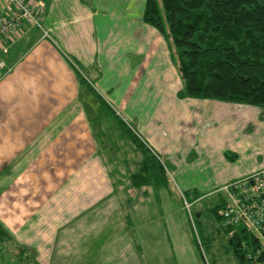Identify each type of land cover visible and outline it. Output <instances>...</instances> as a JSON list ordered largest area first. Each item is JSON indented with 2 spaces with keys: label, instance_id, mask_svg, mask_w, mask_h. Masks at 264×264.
I'll use <instances>...</instances> for the list:
<instances>
[{
  "label": "crops",
  "instance_id": "crops-1",
  "mask_svg": "<svg viewBox=\"0 0 264 264\" xmlns=\"http://www.w3.org/2000/svg\"><path fill=\"white\" fill-rule=\"evenodd\" d=\"M43 1L40 27L22 24L0 39V225L14 235L4 220L29 213V197L6 191L22 184L28 155H38L33 168L43 165L48 185L55 183L44 201L48 243H23L6 256L1 244L0 264H27L29 257L34 264H206L178 198L166 189H130L142 156L99 104L111 123L101 126L103 116L90 115L95 99L82 93L72 62L101 92L111 94L123 72L145 92L132 105L152 110L140 119L130 110L126 122L182 192L209 196L264 168L262 109L178 99L182 85L167 42L142 20L145 0H90V7ZM7 13L0 0V15ZM149 121L159 123L155 131L138 126Z\"/></svg>",
  "mask_w": 264,
  "mask_h": 264
},
{
  "label": "trees",
  "instance_id": "trees-1",
  "mask_svg": "<svg viewBox=\"0 0 264 264\" xmlns=\"http://www.w3.org/2000/svg\"><path fill=\"white\" fill-rule=\"evenodd\" d=\"M81 1L90 7V0ZM142 20L155 28L172 49L182 85L176 94L178 99L249 105L261 108L264 114V0H145ZM72 63L80 86L105 109L142 156L131 187L166 189L171 194L172 182L159 156L89 82L88 70L76 61ZM225 156L229 161L236 159L235 154ZM182 195L194 202L191 206L214 197L211 212L220 224L217 230L225 232L237 264H264L261 241L252 229L244 223L236 228L223 223L220 213L227 203L224 190L203 196L190 189ZM190 218L194 222L192 213ZM9 240V234L0 225V244ZM195 243H199L205 260L198 233Z\"/></svg>",
  "mask_w": 264,
  "mask_h": 264
},
{
  "label": "rangeland",
  "instance_id": "rangeland-1",
  "mask_svg": "<svg viewBox=\"0 0 264 264\" xmlns=\"http://www.w3.org/2000/svg\"><path fill=\"white\" fill-rule=\"evenodd\" d=\"M37 1L36 0L33 1V4L36 5ZM4 9L7 10L6 2H4ZM171 52H172V49L170 50V53ZM86 77L89 79V82H91L94 88L100 93V95L112 106V108L116 111V114L120 116L124 121L126 120L129 121L128 117H126L125 115H127L126 113L131 112L132 110H134L135 114L138 116L137 119L141 118L140 115L142 113H145L148 115V111L152 110L148 106L135 107L134 105H132L134 98L136 96L138 98L140 94L143 95L145 92L142 93V90H139V91L134 90L131 87V84H130L131 82L130 83L126 82V80L129 79L128 78L129 76H127V73L125 72H123L120 75H115L114 77L115 80L110 83L113 88L112 89L113 91L111 94H108L107 92L105 93L101 92L97 88L96 83L92 80V75L87 73ZM81 91L82 93L86 94L87 98H92V100H94L93 97L89 94V92L85 88H81ZM94 102L96 105H94L93 108H91L90 105H88L87 110L89 111L90 115L95 116L98 113H100V115L103 116L101 117L102 118L101 123H100L101 126H104L108 123L110 124L111 120L109 116L106 114V112L102 108H100L97 105L98 103L95 100ZM77 105H79V102L77 103ZM157 113L158 112L156 111L153 113V115ZM71 115H78V112H76V109L71 111ZM107 116L109 119H105L107 118ZM137 123L138 122H136V124ZM158 124L159 123L149 121V122L138 123V126L141 127L142 130L148 129V130L155 131L156 128H158L157 127ZM71 126L72 125H70V128H73ZM28 157L29 159L27 160V164L29 165V167L26 172L22 171L21 176H20V179H22V184L15 182V185L8 186L7 185L8 182L6 179H5L6 183H3L4 185H7L9 187L8 188L9 191H6V194H8V196L12 195L16 199H19L20 197L24 195H26V197H29L27 199L26 206H27V209L28 208L30 209L29 213L23 214L22 217L20 218L15 217L14 219L10 218V219L4 220V222H6L8 227L10 226L9 228H12L11 225L15 227V229H13L14 235H12L11 233L9 234L10 240L2 243L3 245L7 246V248L5 246L4 248H2L3 250H5L4 251L5 256L9 254V252L12 251L13 249H17L16 246H21L23 243L27 245H31V244H35V242H40L41 240L43 243L48 241V232H49L48 231V221H47L48 220V202L46 203L44 201L45 200L48 201V193L52 190V187H54L55 183H54V180H52L53 185L52 186L48 185V172L47 171L44 172V168L38 169V167H41L43 165H38L37 167L33 168V166L36 165V163L33 162V159L37 158L38 155L34 156L31 154V155H28ZM41 157H44V156H41ZM43 163H46V162H43ZM136 170H137V167H136ZM171 186L173 187V188H170V192L172 194L171 196H174L172 198L173 199L178 198L182 206L184 207L185 211L187 212L186 218H187L190 230L194 232V235L196 238H197V233L200 235V238L203 244L202 245L203 253H204L205 260H206V261L204 260L205 263L207 262L208 264H237L227 244V237L225 235V232L223 230H217L220 224L215 219L213 213L211 212V208L213 207L215 203V198L214 197L208 198L201 202H196L193 206H191V204L194 202L192 201L189 202L187 199H185V197L182 195L183 192L181 191V189L175 186L173 182L171 183ZM0 189H2L1 186H0ZM130 189L132 191L139 190V189H133L132 187H130ZM23 203L24 202L22 201V204ZM186 204L190 205L189 209L185 208ZM35 210H37V212ZM40 210H42V212H40ZM190 213H192L193 215L194 222L192 218H190ZM45 223L47 227H44V228L42 227L40 229V226L44 225ZM30 230H35L34 232L35 235L32 234L33 231H30ZM196 244L199 245V243H196ZM16 252L19 253L18 251ZM8 257H12V256H8ZM7 260L8 258L5 259L6 264L8 263L13 264L12 261L8 262ZM28 262L29 263L27 264H34L35 261L29 257ZM21 264H26V262L23 261L21 262Z\"/></svg>",
  "mask_w": 264,
  "mask_h": 264
},
{
  "label": "built area",
  "instance_id": "built-area-1",
  "mask_svg": "<svg viewBox=\"0 0 264 264\" xmlns=\"http://www.w3.org/2000/svg\"><path fill=\"white\" fill-rule=\"evenodd\" d=\"M4 2L8 13L0 15V39L8 37L22 24L40 27L43 0H38L36 5L30 0ZM223 190L227 193V203L220 213L223 223L234 228L244 223L257 235L264 250V168L230 182ZM189 206L186 204L185 208Z\"/></svg>",
  "mask_w": 264,
  "mask_h": 264
}]
</instances>
